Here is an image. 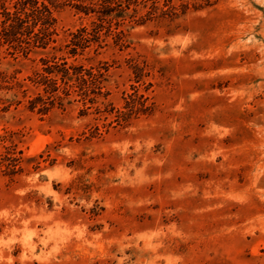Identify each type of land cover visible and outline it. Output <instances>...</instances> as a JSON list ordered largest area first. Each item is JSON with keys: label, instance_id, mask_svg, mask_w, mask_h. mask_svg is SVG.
<instances>
[{"label": "rangeland", "instance_id": "374dc122", "mask_svg": "<svg viewBox=\"0 0 264 264\" xmlns=\"http://www.w3.org/2000/svg\"><path fill=\"white\" fill-rule=\"evenodd\" d=\"M13 1L0 264H264V0Z\"/></svg>", "mask_w": 264, "mask_h": 264}, {"label": "trees", "instance_id": "16d2710c", "mask_svg": "<svg viewBox=\"0 0 264 264\" xmlns=\"http://www.w3.org/2000/svg\"><path fill=\"white\" fill-rule=\"evenodd\" d=\"M16 6H19L20 11H23L24 13L25 10L30 9L34 10L37 15H41L40 23L42 26H45L47 22L43 19H47L50 14V9L49 7L44 4V2H40L39 0H15L13 1L12 7L16 8ZM3 15L5 16V19L2 20V29L0 30V36L2 39L7 40L11 39L12 40H19V37L24 34V26H23V21L19 18V16H16V13H11L10 11H5L4 9L2 10ZM39 20H35L34 26L38 24ZM27 41L26 46H23L21 48L28 49L30 46V43ZM21 45V44H20ZM35 45V44H34Z\"/></svg>", "mask_w": 264, "mask_h": 264}]
</instances>
